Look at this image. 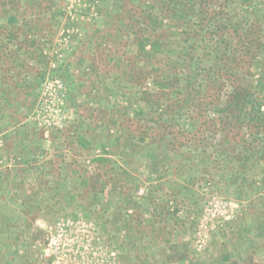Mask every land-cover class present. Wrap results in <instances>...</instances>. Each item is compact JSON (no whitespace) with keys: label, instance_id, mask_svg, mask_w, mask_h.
I'll return each instance as SVG.
<instances>
[{"label":"rangeland","instance_id":"obj_1","mask_svg":"<svg viewBox=\"0 0 264 264\" xmlns=\"http://www.w3.org/2000/svg\"><path fill=\"white\" fill-rule=\"evenodd\" d=\"M0 2L8 7L14 3L18 9V26L0 20V41L5 42L9 59L3 60L7 64L2 63L0 72L9 69L13 58L21 59L35 80L29 82L34 101L17 114L15 126L0 127V264H160L170 245L187 248L188 260L179 264H245L248 254L264 264V240L257 236L252 240L247 232L248 223L258 224V236L264 238L263 166L233 183L225 169L209 168L213 171L209 175L198 169L191 177L193 184L185 174L174 179L186 185L178 192V184L150 175L147 159L125 152L123 160L112 154L119 123L126 113L140 115L144 103L133 95L136 89L124 86L114 91L111 44L99 37L110 4ZM69 15L90 20L79 24V32L65 44L58 34L71 23ZM53 48L63 52V59L45 53ZM100 53L110 63L100 65L98 72L104 76L99 81L94 74L86 75ZM48 74L64 81L70 98L63 126L44 134L28 117ZM205 156L216 157L208 152L201 157ZM109 160L127 173L114 177ZM108 176L127 181L128 189L103 186ZM120 183L117 188L124 187ZM132 185L135 188L129 189ZM127 195L133 208L120 201Z\"/></svg>","mask_w":264,"mask_h":264},{"label":"trees","instance_id":"obj_2","mask_svg":"<svg viewBox=\"0 0 264 264\" xmlns=\"http://www.w3.org/2000/svg\"><path fill=\"white\" fill-rule=\"evenodd\" d=\"M104 3L111 9L102 19L99 37L111 44L114 91L124 86L136 89L133 95L144 103L140 115L126 113L119 123L117 131L122 136L115 137L112 154L123 160L125 152L134 159H147L150 175L166 178L165 184H178V192L186 185L175 180L182 174L196 176L198 169L207 175L209 168L225 169L233 183L251 169L264 167V0ZM13 4L0 2V20L6 26H18V9ZM3 47L0 41V60L7 58ZM97 59L86 76L94 74L100 81L104 75L100 76L99 67L110 61L102 53ZM151 84L149 91L139 90ZM206 152L216 157L204 159ZM110 162L114 177L127 173ZM114 177L108 176L103 186L128 189L127 181ZM120 182L124 187L117 188ZM130 196H120V201H128L133 208ZM257 225L248 223L247 232L252 240L254 236L264 240L258 236ZM166 249L160 264L187 262V248L170 245ZM253 257L248 254L245 264H259Z\"/></svg>","mask_w":264,"mask_h":264},{"label":"built area","instance_id":"obj_3","mask_svg":"<svg viewBox=\"0 0 264 264\" xmlns=\"http://www.w3.org/2000/svg\"><path fill=\"white\" fill-rule=\"evenodd\" d=\"M91 10L93 11V9ZM93 15L95 14L93 13L92 16ZM69 16L71 23L68 26H63L58 34V36L61 37L62 43L66 42L65 44L68 43L67 41L71 40L74 33L79 32V24H86L87 21L90 20L89 18L84 17V15ZM45 53L52 56L53 59H63V52H61L60 49L53 48L49 53ZM67 94V88L64 81H62L59 77L48 74L42 81L36 104L32 109L28 120L33 123L37 130L43 132L44 134L49 133L51 130L60 128L66 120L65 109ZM108 264L110 263L108 262Z\"/></svg>","mask_w":264,"mask_h":264},{"label":"crops","instance_id":"obj_4","mask_svg":"<svg viewBox=\"0 0 264 264\" xmlns=\"http://www.w3.org/2000/svg\"><path fill=\"white\" fill-rule=\"evenodd\" d=\"M3 43L5 44V42ZM3 48L6 49V47ZM2 61L0 60V69L2 63L7 64L5 61ZM25 62L24 60L13 58L12 62L9 63V69L2 68V72H0V127L15 126L17 114L20 115V113L23 112L28 102L31 101L35 95V92L29 89V82L32 83L34 77L28 75L30 72L24 68ZM13 70L16 71L15 75L12 74ZM37 96L38 94L35 100ZM67 98V101H69V93Z\"/></svg>","mask_w":264,"mask_h":264}]
</instances>
